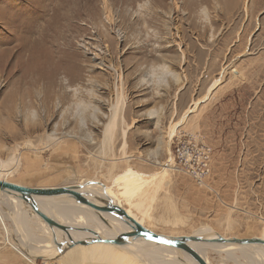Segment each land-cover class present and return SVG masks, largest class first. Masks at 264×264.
I'll return each mask as SVG.
<instances>
[{
  "label": "rangeland",
  "instance_id": "rangeland-1",
  "mask_svg": "<svg viewBox=\"0 0 264 264\" xmlns=\"http://www.w3.org/2000/svg\"><path fill=\"white\" fill-rule=\"evenodd\" d=\"M178 142L208 157L202 184L176 170ZM14 154L5 181L49 189L111 187L126 169L148 176L170 162L149 231L264 238V0H0V160ZM3 203L0 264L68 263L76 247H50L53 231L19 202L27 234ZM238 253L205 259L254 263Z\"/></svg>",
  "mask_w": 264,
  "mask_h": 264
},
{
  "label": "bare ground",
  "instance_id": "bare-ground-1",
  "mask_svg": "<svg viewBox=\"0 0 264 264\" xmlns=\"http://www.w3.org/2000/svg\"><path fill=\"white\" fill-rule=\"evenodd\" d=\"M216 83L211 86L210 90L213 89ZM116 113L117 111L113 109L112 113L109 116V121L104 126V141L108 140L111 135H113L112 133L115 129V118L117 115ZM171 128L172 129L170 130V132L173 133L174 128ZM27 132H30V129H28ZM49 139L52 142L56 141L54 137H51ZM30 147V143H25L23 146L24 149H29ZM19 163L20 161L18 155L15 154L14 156L8 158L6 161L0 160V180L5 181V176L15 171L19 166ZM169 165L170 162L162 165V170H160V172L148 176L140 175L130 169H126L123 173L117 175L113 179L111 187H97L94 183L92 185L89 184L88 186H85L81 189L70 190L96 195L97 197L115 203L121 209H123L127 213V215H129L141 226L148 230V228H146V226L144 225L145 218L148 217L147 206L149 205L148 203H150L154 199V195L159 186L163 185V182L166 178V174L168 172ZM116 185H121L123 188L122 189L120 187L122 189V192L120 191V194H117L116 191L113 190V186L116 187ZM11 198H9V196L5 195L4 193L0 192L1 202H4L3 205L8 207L17 219H19L20 216L22 226L24 229H26L27 234H29L28 229L26 227L27 216L23 212L17 210L19 202L16 201L14 198L13 200H11ZM8 200H10V203ZM123 202L126 203L129 207H123ZM93 203L95 205L101 206L99 202L94 201ZM35 204L59 224L65 225L75 230L74 233H72L71 235L69 234L71 237H73V240L87 241L88 239L94 238L96 236H129L126 239L127 244L121 246H115L113 244L106 243H95L84 246L77 245L75 246L77 250L75 252H71V254L66 257V260L68 259L67 264H181V262H179L178 260L185 262L186 264H197L188 254L183 251L175 250L163 245H157L148 241H144L143 239L136 238L135 233L130 229L128 224L114 213L96 212L87 206L77 204L76 201L71 199L43 198L37 199L35 201ZM132 208L139 213L140 217L136 216V214L131 211ZM32 214L35 219H39V224L41 225V227H43V229H45L44 232H47L48 227L46 226V224L39 218L37 214ZM51 231H53V235H55L54 238H57L58 240L62 239L63 235H68L58 229H54ZM208 233H211V231L207 229L202 230V232L195 235L202 236L207 235ZM211 235L212 237H214L218 234L212 233ZM27 237V242L37 243V241L32 240V236L28 235ZM72 239L68 237L67 241L62 243L63 246H60L59 243H57V240L56 243H54V245L50 247L66 248L68 245H71L73 243ZM188 245L191 249L196 251L207 264L208 262L205 259V253L210 249L225 251L226 257L230 259H234L233 253L239 252V258L251 260L256 264H264V253L262 251L264 250V247L260 245L251 244L244 246H233L223 243L220 244L200 242L189 243ZM34 246L36 250H39L41 248V251H39V253H43L44 251L42 250L46 251L48 247H43V244L41 243L39 246H36V244ZM75 247H72L71 249H75ZM249 249L250 251H253V253L250 254ZM58 251L56 253H58ZM252 254H254L255 256ZM42 255L43 254H39V256ZM53 255H55V252ZM178 255H180V259L178 258ZM22 257L24 256L22 255Z\"/></svg>",
  "mask_w": 264,
  "mask_h": 264
},
{
  "label": "water",
  "instance_id": "water-1",
  "mask_svg": "<svg viewBox=\"0 0 264 264\" xmlns=\"http://www.w3.org/2000/svg\"><path fill=\"white\" fill-rule=\"evenodd\" d=\"M236 74V72H234ZM0 192L8 195L18 202L22 203L28 210L35 213L39 218L46 224L51 230L58 229L65 232V234H72L75 232L70 227L59 224L53 218L49 217L43 212L36 204L37 199L43 198H62L71 199L77 202V204L87 206L96 212L114 213L119 218L124 220L130 229L135 233L136 238L143 239L157 245H163L175 250H180L188 254L197 264H207L204 259L193 249L189 247V243H220L229 244L233 246H244V245H260L264 247V239L251 238V239H226L219 235L212 237L211 234L207 235H193V236H180V237H163L148 231L141 226L137 221L131 218L127 213L121 209L115 203L97 197L96 195L81 193L77 191H71L70 189L63 188H31L6 181L0 180ZM99 202L100 205H95L93 202ZM128 235L124 236H96L90 238L87 241L73 240L69 248L77 245H90L95 243H106L113 244L115 246L126 245V239ZM212 237V238H209Z\"/></svg>",
  "mask_w": 264,
  "mask_h": 264
},
{
  "label": "built area",
  "instance_id": "built-area-1",
  "mask_svg": "<svg viewBox=\"0 0 264 264\" xmlns=\"http://www.w3.org/2000/svg\"><path fill=\"white\" fill-rule=\"evenodd\" d=\"M173 161L176 165V170L186 174L194 173V178L202 184V179L209 174V160L203 153L200 156V151L189 142H178L173 154Z\"/></svg>",
  "mask_w": 264,
  "mask_h": 264
},
{
  "label": "crops",
  "instance_id": "crops-1",
  "mask_svg": "<svg viewBox=\"0 0 264 264\" xmlns=\"http://www.w3.org/2000/svg\"><path fill=\"white\" fill-rule=\"evenodd\" d=\"M190 107V106H189ZM202 108V105H200V106H198V109H197V112H199V110ZM143 174V173H142ZM263 251V253H264V250H262ZM226 256V255H225ZM227 258V257H226ZM227 259H229V260H231L230 258H227Z\"/></svg>",
  "mask_w": 264,
  "mask_h": 264
}]
</instances>
